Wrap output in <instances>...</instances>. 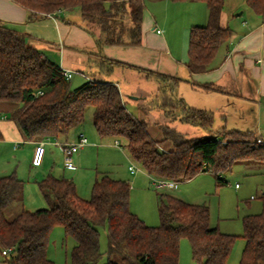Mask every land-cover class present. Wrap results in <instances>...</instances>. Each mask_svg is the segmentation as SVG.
<instances>
[{"label": "trees", "instance_id": "16d2710c", "mask_svg": "<svg viewBox=\"0 0 264 264\" xmlns=\"http://www.w3.org/2000/svg\"><path fill=\"white\" fill-rule=\"evenodd\" d=\"M36 15L79 10L91 27L99 49L106 46L140 47L145 0H11ZM203 2L208 23L194 27L189 35L186 64L189 73L210 70L220 47L233 35L221 26L225 0H174ZM257 15L264 16V0H246ZM90 29V28H89ZM97 32V33H96ZM56 59V58H55ZM106 73L117 61L104 59ZM160 83L159 106L170 120L214 129V115L186 106L175 96L181 79L152 73ZM42 91L43 95L33 94ZM0 102L19 104L11 113L28 141L68 137L85 122L93 108L98 135L118 141L133 161L154 180L183 183L210 173L219 186L236 164H264V145L256 132L213 131L211 137L189 138L167 124H155L163 140L155 139L149 124L129 112L117 84L92 76L72 88L56 60L30 46L24 33L0 22ZM263 139V138H262ZM3 135L0 133V141ZM171 143V148L163 145ZM48 208L23 209L9 220L7 211L23 196L25 183L15 173L0 177V252L6 264H55L48 258L50 236L62 227L75 241L71 264H98L103 258L100 228L108 230L107 264H179L182 240L191 245L198 264H227L237 236L211 227L207 205L184 202L172 195L159 196L160 225L149 227L130 208L131 185L105 174L97 179L90 199L78 195L73 180L49 174L38 182ZM262 212L243 219L246 247L240 264H264V193ZM11 250L4 255L5 251Z\"/></svg>", "mask_w": 264, "mask_h": 264}, {"label": "crops", "instance_id": "0c3cea01", "mask_svg": "<svg viewBox=\"0 0 264 264\" xmlns=\"http://www.w3.org/2000/svg\"><path fill=\"white\" fill-rule=\"evenodd\" d=\"M246 7H248L246 0H225L221 26L230 28L233 35L220 47L210 70L199 74L189 73L186 64L189 59L188 47L191 29L205 26L208 23L209 10L203 2L150 0L147 5L145 1L142 25L143 41L140 47L106 46L99 49L94 37L91 38L84 29L76 27L75 22L69 18L68 13H74L76 10L61 11L51 15L34 14L32 17L30 12L13 1L0 0V22L24 33L30 46L47 55H53L61 68L79 72L86 81L92 79L93 75L95 78L99 77L107 82L117 84L127 109L129 105L126 97L131 95L129 104L141 105L144 89H136L130 85L123 86L122 83L117 82L115 80L117 78L116 70L119 67L139 70L142 79H144V71H147L148 77H154L149 72L177 76L181 81L175 88L174 94L177 98L182 99L187 107L212 113L215 119L214 126L218 120V129L225 127L229 131L256 132L264 139V16L257 15L249 7V9ZM240 9H243V12L241 15H237ZM64 15L66 19L61 22L56 20L57 17ZM85 52L92 53L99 59L94 74L93 72L87 74L84 71L91 68V63ZM104 59L117 61L120 64H115L113 71L109 74L105 72V67L103 69ZM79 68L84 70H79ZM156 87L157 97H159L160 83L158 81ZM123 91L126 96H123ZM19 106V104L0 102V133L3 135V140L0 141L1 162L10 155L15 157L16 151L22 145L28 147L32 160L35 146L38 143L37 141H28L18 124L10 119L11 113ZM140 119L142 120V118ZM156 130L159 132L157 127ZM80 133L85 134L83 125L72 131L66 138L46 140V154L42 166L33 167L30 163V168L37 171L42 179H45L48 173L54 169L57 159L63 160L62 153L56 143L73 142ZM100 139L111 144L114 151L126 152L121 144L116 145L117 141L114 139L101 137ZM163 139L162 135L158 140ZM91 143L88 140V145L76 154L74 169H67L63 165L65 172L86 175L84 177L86 182L91 180L95 182L102 176L98 170L94 175L90 168H86L87 165H90L89 159L92 151L96 150L94 146L96 142ZM163 147L168 149L172 145L168 142ZM48 152L51 156L47 157ZM56 155L58 156L56 159L52 158ZM131 159L129 155L128 160L131 161ZM131 165L132 163L129 167ZM135 165L139 168L137 173H131L128 167V170L124 169L120 176H117L119 180L128 181L130 184L141 182L144 179L138 177L140 173V175L145 174L153 186L154 179L136 163ZM2 171H0V175ZM207 174L209 173L200 175ZM180 184L177 183L171 190L178 189ZM76 187L78 192L77 184ZM42 198L43 201H38V206L47 208L48 203L43 196ZM22 200L24 203L25 188ZM22 209H25V203L22 205Z\"/></svg>", "mask_w": 264, "mask_h": 264}, {"label": "rangeland", "instance_id": "374dc122", "mask_svg": "<svg viewBox=\"0 0 264 264\" xmlns=\"http://www.w3.org/2000/svg\"><path fill=\"white\" fill-rule=\"evenodd\" d=\"M145 1L147 5L150 2V0ZM242 10L243 9H240L237 15H241L243 12ZM74 13L69 12V18L75 22L76 27L84 29V31L93 38L91 31L94 30L87 26L83 21L80 11L76 10ZM57 18L58 19L56 20L61 22V20L66 19V16L64 15L63 17ZM85 53L88 61L91 63V68L85 70L79 68V70H84L87 74H90L91 72L94 74L99 59L92 53ZM146 73L147 71H144V79H142L139 70H129L119 67L116 70L117 78L115 80L122 83L123 86L130 85V87L132 86L136 89H144V98H141V105L134 106L132 103L129 104V97L131 95L126 97L129 105L128 109L131 114L139 119L142 118V120L149 124L150 132L155 139L158 140L162 136V132L160 133V131L158 132L156 130L155 124H167L189 138L201 136L208 137L214 134L213 131L218 129V120L213 128L214 130L207 131L198 126L180 122L178 119L170 120L166 118L163 114V110L159 106L160 99H157V81L154 77H148ZM85 81L86 80L83 79V76L79 72L74 71L73 77L70 81L71 87L78 88ZM123 96H126L125 92L123 93ZM83 130L85 131V134H80H84L90 144H92L91 142H96L94 145L96 150L92 151L91 158L89 159L90 165L86 166V168L91 169L94 175H96V170H98V173H101L102 175H111V177L119 180V177L117 176H120L121 171L124 169L128 170L130 163L135 164L133 159H131L132 162L128 160L129 154L126 150L124 153L120 150L114 151L111 144L100 139V136L94 127L93 108L87 110ZM109 142L111 143V141ZM48 156H51L49 152L47 153V157ZM57 157L58 156L56 155L52 158L56 159ZM31 161L28 147L22 145L16 151L15 157L10 155L9 157H5L3 162L0 161V168L3 170L0 176H9L16 173L17 177L19 176L18 178H21L24 181L25 210L33 212L43 208H39L38 206V201H43V198L37 185L38 182L43 179L41 175H38L37 171L30 168ZM63 165L64 161L62 159H57L54 169L50 171L48 175L52 174L57 177L61 176L73 180L78 185V192L79 195H81L80 197L90 199L92 196V188L95 183L94 180L86 182L84 179L86 175L84 174L65 172ZM127 173L129 174V172ZM138 175L139 178L141 177L140 179L143 178L144 180L142 179L143 181L141 182L130 184V208L131 211L144 221L146 225L149 227H158L160 225L158 202L159 196L162 194L172 195L187 203L194 202L191 204H205L210 209L211 227L219 228V230L225 234L238 237L227 264H240L246 247V241L243 238V219L248 215L260 214L263 208L261 196L264 193V164L241 163L234 165L230 171L223 175L228 181V184L223 186L217 185L215 177L209 173L181 183L176 190H171L169 188L156 190L153 187L154 184L153 186L151 185V180H149L145 174L140 175L139 173ZM237 185L238 188L236 187ZM22 199L23 196H21L18 202L13 204L7 211V217L9 220L22 212V205L24 204ZM99 231L100 247L101 252L103 253V258L98 264H107V251L109 247L108 230L107 227H102ZM74 246L75 241L71 237L66 236L62 227H57L53 230L50 236L48 258L55 264H71L70 254ZM5 258L6 257L0 252V264H6ZM180 264H198L193 260L189 241L185 239L181 242Z\"/></svg>", "mask_w": 264, "mask_h": 264}, {"label": "built area", "instance_id": "2783aa9c", "mask_svg": "<svg viewBox=\"0 0 264 264\" xmlns=\"http://www.w3.org/2000/svg\"><path fill=\"white\" fill-rule=\"evenodd\" d=\"M158 33H161V31H158ZM64 77L71 81L74 71L71 70H65L63 69ZM35 97H39L43 95L42 91H38L33 94ZM120 143L117 141L116 145H119ZM257 145H264V139L260 138L256 141ZM46 145L47 143L45 141H40L36 144L33 157H32V166L33 167H41L45 158L46 154ZM56 145L59 147L64 161V166L67 169H74L75 168V156L76 154L83 149L86 145H88V139L84 134H80L78 138L73 142H64V143H56ZM129 170L131 173H137L139 171V168L132 164L129 167ZM154 187L158 190L160 189H173L176 186V182L174 181H163V180H154ZM238 188V185L236 186ZM11 250L5 251L3 254L7 255L10 253Z\"/></svg>", "mask_w": 264, "mask_h": 264}, {"label": "water", "instance_id": "95a60500", "mask_svg": "<svg viewBox=\"0 0 264 264\" xmlns=\"http://www.w3.org/2000/svg\"><path fill=\"white\" fill-rule=\"evenodd\" d=\"M47 57H48L49 59H51L53 62H56V60H55V58H54L53 55L48 54Z\"/></svg>", "mask_w": 264, "mask_h": 264}]
</instances>
